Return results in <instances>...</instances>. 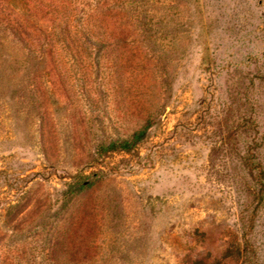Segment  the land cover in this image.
Masks as SVG:
<instances>
[{"label": "rangeland", "instance_id": "1", "mask_svg": "<svg viewBox=\"0 0 264 264\" xmlns=\"http://www.w3.org/2000/svg\"><path fill=\"white\" fill-rule=\"evenodd\" d=\"M0 264H264V0H0Z\"/></svg>", "mask_w": 264, "mask_h": 264}, {"label": "trees", "instance_id": "2", "mask_svg": "<svg viewBox=\"0 0 264 264\" xmlns=\"http://www.w3.org/2000/svg\"><path fill=\"white\" fill-rule=\"evenodd\" d=\"M3 21V20H2ZM13 27L12 34L14 36H17V39L20 42H23L25 45L26 42L30 39L29 35L24 32V30H21V26H11ZM27 39V40H26ZM150 127V122H146L144 126H142L140 129L136 130L135 132L132 133L131 137L129 139L121 140V141H111L105 146L100 147V152L101 153H108V152H113V151H129L134 148V146L141 141L147 130ZM250 169H258L259 165L257 164H249ZM259 173L262 174V170H259ZM90 183L86 181H80L74 188H69V192L72 191V193H78L84 190L85 188L89 187Z\"/></svg>", "mask_w": 264, "mask_h": 264}]
</instances>
